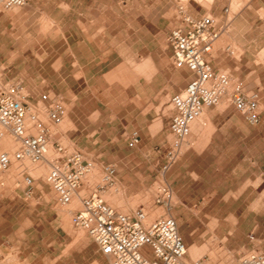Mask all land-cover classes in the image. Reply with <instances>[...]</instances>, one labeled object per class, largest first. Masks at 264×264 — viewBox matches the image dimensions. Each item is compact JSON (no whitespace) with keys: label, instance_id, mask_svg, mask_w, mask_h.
Masks as SVG:
<instances>
[{"label":"rangeland","instance_id":"rangeland-1","mask_svg":"<svg viewBox=\"0 0 264 264\" xmlns=\"http://www.w3.org/2000/svg\"><path fill=\"white\" fill-rule=\"evenodd\" d=\"M180 3L192 16L228 20L212 55L227 60L247 87H261L264 97V0ZM180 24L176 0H27L21 8L0 12V84L19 82L29 101L41 93L58 94L66 107L61 122H50L43 111L41 117L52 141L93 161L98 174L89 184L83 181L82 195L102 184L103 163L116 162L118 178L103 198L123 212L138 205L158 209L149 219L166 213L161 206L152 208V201L155 186L165 182L161 166L171 139L169 95L190 78L189 71L172 65L166 40ZM262 117L251 127V144L246 142L229 162L208 155L203 179L185 177V200L173 214L187 252L196 250L193 259L207 256L209 261L217 246L227 257L217 251L216 264H227L264 243V183L253 186L264 180V110ZM132 129L138 130L140 143L130 148ZM201 138L202 131L189 135L182 154L198 150ZM54 153L52 145L51 157ZM42 163L13 162L0 171V264H108L91 237L71 224L67 209L55 204L44 180L48 167L37 173ZM22 167L35 178L29 198L23 195ZM250 170L255 178L246 193L259 199L252 210L244 194L237 197Z\"/></svg>","mask_w":264,"mask_h":264},{"label":"built area","instance_id":"built-area-1","mask_svg":"<svg viewBox=\"0 0 264 264\" xmlns=\"http://www.w3.org/2000/svg\"><path fill=\"white\" fill-rule=\"evenodd\" d=\"M182 0H176L181 24L168 31L166 40L171 50V62L175 68H186L192 73L184 88L169 97L171 114L168 131L171 136L161 171L165 173L183 153L191 123L201 116L206 107L216 106L227 96V102L250 125L261 122L260 94L226 68H215L209 59L213 44L228 29V20L218 21L211 14L190 15ZM27 0H0V12L21 8ZM227 8L224 9V12ZM59 123L66 114L64 100L58 94L41 93L36 99L27 100L21 93L19 82L0 84V139L10 136L17 143L12 151L0 150V171H6L13 162L22 165L46 157L48 143L54 148L48 159L44 180L50 186L55 204L69 205L83 185L93 161L80 150H67L52 134L41 117ZM140 143L138 130L127 134L130 148ZM104 183L96 185L92 192L79 197L78 207L71 214V224L86 232L98 250L107 257L108 264H206V256L191 259L179 231L177 220L170 214L174 204L173 193L165 183L154 188L153 207H163L165 214L149 219L142 205L123 212L112 206L101 191L115 182L117 168L103 165ZM23 195L31 196L35 178L21 168ZM1 183V182H0ZM1 199V193H0ZM227 264H264V243L252 247Z\"/></svg>","mask_w":264,"mask_h":264},{"label":"crops","instance_id":"crops-1","mask_svg":"<svg viewBox=\"0 0 264 264\" xmlns=\"http://www.w3.org/2000/svg\"><path fill=\"white\" fill-rule=\"evenodd\" d=\"M170 48V47H169ZM171 53V50H170ZM211 64L215 68H226L229 70L231 75L234 77L233 73L229 69L227 65V60H224L222 58H217L214 55H210L209 57ZM178 69H186V68H178ZM186 73L189 70H184ZM190 77L192 76V73L189 71ZM239 79L238 77H235ZM190 79V78H189ZM188 79V80H189ZM187 80V81H188ZM241 80V79H240ZM187 81L183 85L182 88L186 85ZM243 81V80H242ZM244 82V81H243ZM246 85L247 83L244 82ZM182 88L179 90L171 93L169 97L180 91ZM251 89H257L260 94V106L264 105V97L261 94V87L258 85H254L253 87H249ZM227 101V98H224ZM227 103V104H226ZM224 105L225 107L220 108L219 105L217 106H211V107H206L203 111L205 120L200 123L194 124L193 126V131L190 133V137L193 135H196L200 131H202V138L197 142V148L198 150L195 149H188L182 156L176 161L170 168L164 173V181L165 183L171 188L173 197L172 199L175 200V203L170 211V214L175 218V213L173 214V209L176 207L178 204H182V202L185 200V191L184 187L186 186L185 182V177L188 174L192 179L197 180L203 179L204 177V170L205 168L203 167L204 161H206L205 157L208 155H215L218 156L219 158L217 159L218 162L221 161H226L229 162L230 158L229 156H235L238 153L241 152V150L245 147V143L247 142L248 145L251 144V138H252V129L251 127H254L253 125H250L244 117L233 107V105L229 104L226 102ZM264 108H261V122L263 121L262 117V112ZM201 114V115H203ZM199 118V117H198ZM197 120V119H196ZM157 123H160L158 121ZM258 124V125H259ZM158 126V124H156ZM257 126V125H255ZM11 142V150L15 147V141L10 140ZM14 144V145H13ZM248 150H250L249 147H247ZM222 156H226L227 159L222 158ZM194 162H200L201 167L199 169L197 167L191 166ZM254 162H258V160H254ZM111 162H106L103 164H108ZM114 164L117 168L116 162L111 163ZM97 166V165H96ZM98 167V166H97ZM45 168L43 165L42 167H39L37 169V173L39 175L42 173V171ZM99 168V167H98ZM33 169V168H31ZM187 175V176H188ZM253 172L250 170L249 175H246L244 177V181L246 182L245 187L242 188V190L238 193L237 197H240L241 195L244 194V202H249L250 206L251 204L254 206L250 207L249 205L247 206L248 210L256 209L258 207V202L259 199H252L251 200V192L246 193V187L250 185L249 182H251L255 177L253 176ZM116 178H118V174L116 173ZM264 183V180H256L254 182L255 188L260 187ZM112 187L108 186L106 189L102 190V195L103 193H108V189ZM2 197V195H1ZM61 208V207H58ZM67 208V207H66ZM65 209V208H61ZM75 210V209H73ZM73 210L70 212L72 214ZM158 210V209H156ZM58 214V213H57ZM69 214V213H68ZM162 215V214H160ZM60 216V215H59ZM229 218H236L233 215H229ZM209 218H213V216H210ZM176 219V218H175ZM215 219V217H214ZM192 250V249H191ZM190 257V256H189ZM193 259L192 257H190Z\"/></svg>","mask_w":264,"mask_h":264},{"label":"bare ground","instance_id":"bare-ground-1","mask_svg":"<svg viewBox=\"0 0 264 264\" xmlns=\"http://www.w3.org/2000/svg\"><path fill=\"white\" fill-rule=\"evenodd\" d=\"M199 2H202L204 5H208L209 6V4L212 2V0H198ZM236 1H238V0H236ZM234 6H235V1L232 3ZM224 98H227V96L226 97H224ZM224 98H222L221 99V101L217 104V105H219V107L220 108H223V107H225L224 105H226L227 103V101H226V99H224ZM226 103V104H225ZM216 105V106H217ZM43 111V110H42ZM203 114V113H202ZM205 120V117H204V114L203 115H201L199 118H197V120H194L195 121V123L194 124H196V123H199L198 125H200V123H202L203 121ZM193 121V122H194ZM61 122V121H60ZM59 122V123H60ZM192 122V123H193ZM191 123V124H192ZM158 125L160 124V123H157ZM193 124V125H194ZM192 126V125H191ZM191 126H190V128H191ZM190 131H191V129H190ZM10 140H13L10 136H5L4 138H2V139H0V150H7V151H12V150H14V149H12L11 150V141ZM15 141V140H14ZM14 145V144H13ZM183 145H184V142H183V144H182V148H183ZM15 146H17V143L15 142ZM51 146H52V144H51V142H49L48 143V146H47V153H48V149H49V153H48V155H47V153H46V157L42 160V161H40V162H43L42 163V165L44 166V167H48V164H47V162H48V159L49 158H51V154H50V149H51ZM182 148H181V150H182ZM25 161H28V160H25ZM29 162V161H28ZM30 163H32V162H30ZM37 163H39V162H37ZM32 164H36V163H32ZM95 167V165H94V163H92V167H91V169H90V171H89V173L88 174H86L85 175V177H84V179H83V181L86 183V184H89L90 183V181H91V179L96 175V174H98L97 173V171L95 170L94 171V168ZM10 168V167H9ZM29 168H30V171H32V169H31V167L29 166ZM28 169V168H27ZM48 169V168H47ZM33 176V175H32ZM34 177V176H33ZM104 183V175H103V173H102V184ZM111 192V191H110ZM109 192V193H110ZM113 193V192H112ZM101 196H102V191H101ZM82 195V191L81 190H79V191H77V193L75 194V196H74V198H73V200H72V202L69 204V205H67V206H65V207H61V208H65V209H67V212L68 213H70L71 211H72V208L74 207H76L77 206V204L79 203V197ZM106 195H108V193L106 194ZM103 197V196H102ZM171 203H172V201H171ZM69 206V207H68ZM59 207V206H58ZM67 207V208H66ZM146 209V208H145ZM63 210V209H62ZM146 211L149 213V217L150 218H152V217H154L155 215H157V214H159V211L158 210H154L153 212H151V211H148L147 209H146ZM81 230V229H80ZM83 231V230H82ZM82 231H79V233H82ZM217 251H222V254H224L225 255V257H227V255L224 253V251L222 250V249H219L217 246H215V253H213V254H211V255H209L210 257H209V261H207L208 260V257H207V259H206V264H216L217 263V261H216V259H215V254L217 253ZM186 252H187V249H186ZM214 252V251H213ZM187 254H188V256H190V257H192V258H194L195 256H196V250L195 249H192L189 253L187 252ZM12 256V255H11ZM10 256V257H11ZM13 257V256H12ZM6 259H8V258H6ZM14 259V258H13ZM10 260V259H9ZM6 262H8V260H5ZM10 261H12V260H10ZM14 261V260H13ZM220 264H221V262H219ZM9 264V263H8ZM95 264H99L98 262H95Z\"/></svg>","mask_w":264,"mask_h":264}]
</instances>
